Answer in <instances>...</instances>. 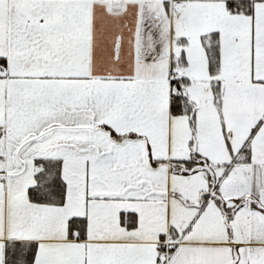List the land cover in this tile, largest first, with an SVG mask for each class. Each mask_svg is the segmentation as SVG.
I'll return each instance as SVG.
<instances>
[{"label":"snow or ice","instance_id":"obj_1","mask_svg":"<svg viewBox=\"0 0 264 264\" xmlns=\"http://www.w3.org/2000/svg\"><path fill=\"white\" fill-rule=\"evenodd\" d=\"M0 264H264V0H0Z\"/></svg>","mask_w":264,"mask_h":264}]
</instances>
